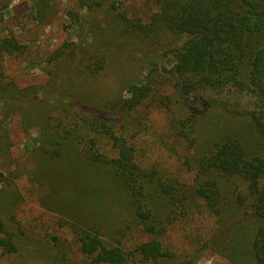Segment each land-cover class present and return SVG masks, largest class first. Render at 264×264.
<instances>
[{
    "label": "trees",
    "instance_id": "trees-1",
    "mask_svg": "<svg viewBox=\"0 0 264 264\" xmlns=\"http://www.w3.org/2000/svg\"><path fill=\"white\" fill-rule=\"evenodd\" d=\"M52 1L37 0L32 18L48 22L53 12ZM88 1L87 5H78V11L67 12L75 27L83 31V38L76 43H63L50 55L47 64L52 68L47 71L49 79L45 88L38 91L23 87L16 89V95L10 92L4 95L7 103L16 104L19 99L20 104L25 101L27 105L37 97L39 105L56 109V115H48L43 121L45 127L41 123V135L47 136L51 131L54 136L52 142L42 146L47 160L56 162L67 142L74 141L87 164L107 166L111 177L125 189L134 219L141 232L149 237L127 251L120 239L110 247L97 229L85 228L77 235L79 251L94 264H128L136 256L141 262L156 263L166 257L159 238L178 216L188 215L192 198L201 200L219 218L222 201L229 194L239 207L247 203L244 214L250 217L253 230L246 251L249 260L238 264H264V156L255 154L253 147L245 148L241 135L232 134L220 136L204 152H199L194 134L198 119L211 108L205 98L208 94L230 98L234 103L246 98L250 108L245 113L259 139L256 146L263 148L264 0H147L154 6L152 14L145 16L147 24L118 14L123 35L131 37L133 44L142 46L153 59L160 57L169 62V67L151 71L147 80L129 87L126 98L106 101L102 107L88 105L67 93L59 87L61 79H57L78 69L90 75L98 74L108 60L122 57L120 48L92 46L93 40L88 41L97 29V17L106 3ZM79 9H86L87 14L82 16ZM24 54L25 46L13 34L0 39V59ZM11 86L8 83L7 88ZM29 91L33 97L27 100ZM141 107L167 116V131L185 152L182 166L194 173L191 189L178 178L161 175L156 166L142 168L138 163L131 143L134 135L128 133L133 130L136 134L131 115ZM248 137L254 139L255 134ZM72 161L64 162L70 166H64L60 178L79 177L80 169ZM231 181L244 184V198L236 187L226 188L224 184L230 186ZM86 184L82 190L102 185L108 190L112 188L105 186L102 174ZM164 207L165 216L162 214L160 219L156 209L161 211ZM17 252L0 217V257ZM241 253L247 258L245 252ZM236 263L233 260L232 264Z\"/></svg>",
    "mask_w": 264,
    "mask_h": 264
},
{
    "label": "rangeland",
    "instance_id": "rangeland-1",
    "mask_svg": "<svg viewBox=\"0 0 264 264\" xmlns=\"http://www.w3.org/2000/svg\"><path fill=\"white\" fill-rule=\"evenodd\" d=\"M36 1L0 0V39L13 34L25 46L23 56L0 59V217L18 248L17 254L0 257V264H94L79 251L77 235L82 229H97L110 247L120 239L127 251L149 237L137 225L125 189L111 177L107 166L87 164L74 141L67 142L56 162L47 160L42 146L52 142L54 136L50 130L49 135H41L45 127L43 121L48 115H56V109L39 105L37 97L27 105L25 101L20 104L19 99L16 104L7 103L4 97L6 92L16 95V89L23 87L38 91L45 88L49 79L47 71L52 68L47 64L50 55L63 43H76L83 38V31L77 26L78 31L67 12L78 11V5L89 4L88 0H53L48 22L32 18ZM105 1L103 12L97 17V29L88 41L93 40L92 46L120 48L122 57L108 60L98 74L90 75L78 69L57 78L61 79L58 80L60 88L95 107L126 98L130 86L147 80L151 71L169 67V62L160 57L153 59L142 46L134 45L131 37L123 35L117 21L118 14H122L127 19L147 24L145 16L152 14L154 6L147 0ZM85 10H80L82 16L87 14ZM8 83L13 86L7 88ZM5 86L7 89L3 91ZM32 97L30 92L27 100ZM205 98L210 101L211 108L195 126L199 152H204L220 136L232 134L241 135L240 141L245 148L253 147L251 150L256 149L255 154L264 156V146L257 148V132L245 113L250 108L246 98H239L236 103L213 94ZM131 116L136 134L133 130L128 134L134 135L131 143L141 167L156 166L161 175L178 178L191 189L194 173L182 166V153L185 152L168 133L164 112L141 107ZM251 133L255 134L254 139L248 137ZM66 160L69 164L73 160L82 170H78L81 173H77L79 177L75 180L60 178L64 166H70L64 164ZM97 174H102L105 186L111 185V190L103 185L82 190L83 184L87 185ZM229 184L224 185L236 187L245 197L244 184L239 181ZM246 205L245 202L239 207L235 198L228 194L222 201L218 218L201 200L192 198L188 215L178 216L159 238L166 257L153 263L141 262L136 256L135 260L130 258L128 264H232L233 260L238 264L249 260L246 251L253 230L250 217L244 214ZM156 211L162 219L166 208ZM241 252H245L247 258Z\"/></svg>",
    "mask_w": 264,
    "mask_h": 264
}]
</instances>
